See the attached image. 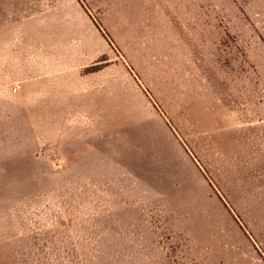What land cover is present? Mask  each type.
I'll use <instances>...</instances> for the list:
<instances>
[{"label": "rangeland", "instance_id": "rangeland-1", "mask_svg": "<svg viewBox=\"0 0 264 264\" xmlns=\"http://www.w3.org/2000/svg\"><path fill=\"white\" fill-rule=\"evenodd\" d=\"M76 1L0 84V264H264V0Z\"/></svg>", "mask_w": 264, "mask_h": 264}, {"label": "crops", "instance_id": "crops-1", "mask_svg": "<svg viewBox=\"0 0 264 264\" xmlns=\"http://www.w3.org/2000/svg\"><path fill=\"white\" fill-rule=\"evenodd\" d=\"M79 10L80 5L76 0H0V84H6L8 72H23L26 55L31 53L33 58H40L42 52L54 50L49 36L43 40L41 30L34 29L33 32L30 30V33H27V27H67L70 25L67 23L69 13L74 15ZM54 13H62V16ZM27 35L33 36L32 44L28 47ZM92 56L96 58L98 54L93 52ZM10 58L17 61L15 69L10 68ZM31 72L33 75H41L40 69L36 66ZM58 72L54 71L52 74L54 78L49 76L33 79L32 86L89 88L87 92H79L78 99L85 102L88 108L85 111H88L90 123L99 124L96 117L98 119L102 105L103 78L96 71L76 76L74 70L69 69L64 72L63 78ZM174 142L169 137L167 145L174 146Z\"/></svg>", "mask_w": 264, "mask_h": 264}]
</instances>
